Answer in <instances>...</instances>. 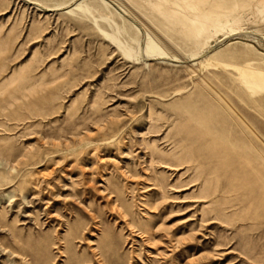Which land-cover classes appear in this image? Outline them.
<instances>
[{
	"label": "rangeland",
	"instance_id": "1",
	"mask_svg": "<svg viewBox=\"0 0 264 264\" xmlns=\"http://www.w3.org/2000/svg\"><path fill=\"white\" fill-rule=\"evenodd\" d=\"M0 264H264V0H0Z\"/></svg>",
	"mask_w": 264,
	"mask_h": 264
}]
</instances>
